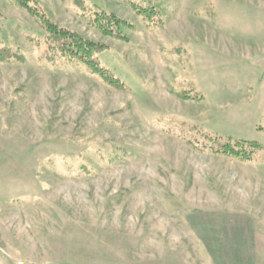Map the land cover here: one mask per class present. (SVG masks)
Here are the masks:
<instances>
[{
  "label": "rangeland",
  "instance_id": "obj_1",
  "mask_svg": "<svg viewBox=\"0 0 264 264\" xmlns=\"http://www.w3.org/2000/svg\"><path fill=\"white\" fill-rule=\"evenodd\" d=\"M37 3L105 44L124 86L60 58L0 0V264H264V0ZM225 140L259 149L205 147Z\"/></svg>",
  "mask_w": 264,
  "mask_h": 264
},
{
  "label": "trees",
  "instance_id": "obj_2",
  "mask_svg": "<svg viewBox=\"0 0 264 264\" xmlns=\"http://www.w3.org/2000/svg\"><path fill=\"white\" fill-rule=\"evenodd\" d=\"M37 22L45 32L43 43L48 47L58 45L60 49L58 56L67 61H77L80 64L88 67L93 73L97 74L107 83L123 88V83L118 79L108 68L101 65L97 56L100 52L106 49V45L100 42H93L82 37L79 33L69 30L64 27L57 26L48 19L46 14L40 9L37 0H16ZM137 12L142 14L144 20L150 22L148 26L160 27L163 20L158 11L153 7L147 9H138ZM91 21L94 26L103 34L112 38L124 39L120 28L121 24L127 25V22L119 19L112 13L105 11H96L91 15ZM215 144L216 137L207 136ZM212 142V143H213ZM214 147L208 144L207 149L211 152L221 153L227 156H233L241 160H249L254 152L259 149V146L253 142L228 140ZM197 149L204 150L203 147L195 146Z\"/></svg>",
  "mask_w": 264,
  "mask_h": 264
}]
</instances>
